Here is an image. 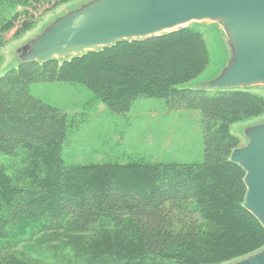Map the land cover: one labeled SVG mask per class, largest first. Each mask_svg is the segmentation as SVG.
<instances>
[{
    "label": "trees",
    "instance_id": "obj_1",
    "mask_svg": "<svg viewBox=\"0 0 264 264\" xmlns=\"http://www.w3.org/2000/svg\"><path fill=\"white\" fill-rule=\"evenodd\" d=\"M72 1L0 0V53L9 35L23 38ZM209 65L203 36L188 27L62 64L25 63L0 77V264H56L32 244L62 234L76 236L93 264H225L260 250L264 229L243 208L245 173L229 157L241 147L232 127L263 117L264 97L184 88ZM39 84L81 86L118 116L141 99L197 112L203 160L64 167L69 117L30 94ZM106 224L133 230L138 245L85 253L82 237L89 246Z\"/></svg>",
    "mask_w": 264,
    "mask_h": 264
},
{
    "label": "water",
    "instance_id": "obj_2",
    "mask_svg": "<svg viewBox=\"0 0 264 264\" xmlns=\"http://www.w3.org/2000/svg\"><path fill=\"white\" fill-rule=\"evenodd\" d=\"M212 25L228 58L219 73L188 89L264 87V0H92L54 20L21 48L20 61L59 63L116 43L162 37L194 25ZM245 145L229 161L245 173L243 208L264 229V120L241 130ZM230 264H264V246Z\"/></svg>",
    "mask_w": 264,
    "mask_h": 264
},
{
    "label": "rangeland",
    "instance_id": "obj_3",
    "mask_svg": "<svg viewBox=\"0 0 264 264\" xmlns=\"http://www.w3.org/2000/svg\"><path fill=\"white\" fill-rule=\"evenodd\" d=\"M90 1L92 0H74L59 7L41 17L35 28L23 38L14 40L12 35H9L7 38L9 42L0 53V77L17 67L23 46L42 33L54 20ZM191 27L203 36L210 53V65L198 81L185 86V89L216 76L228 58L221 35L212 25L200 24ZM241 91L264 97V87ZM30 94L59 108L69 117L68 138L61 154V164L64 167L106 163L124 166L134 161L198 163L203 160L201 117L197 112L175 111L164 101L141 99L126 115L118 116L110 114L88 90L70 84L33 85L30 87ZM263 120L264 116L247 124L232 127L233 133L241 140V146L246 143L241 130ZM84 237L80 241L85 247L84 252H96L97 256L107 253L113 244L130 249L139 243L138 235L133 230L116 228L110 224L90 235L92 239L89 246L84 243ZM56 238L58 240H55ZM77 243L76 236L72 238L71 235L62 234L32 245L37 255L48 254L49 261L53 259L56 264L97 262L92 256L90 258L87 254L79 253Z\"/></svg>",
    "mask_w": 264,
    "mask_h": 264
}]
</instances>
